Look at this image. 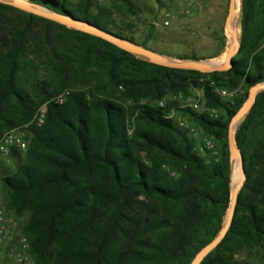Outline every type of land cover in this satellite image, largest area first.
Listing matches in <instances>:
<instances>
[{
	"label": "trees",
	"instance_id": "1",
	"mask_svg": "<svg viewBox=\"0 0 264 264\" xmlns=\"http://www.w3.org/2000/svg\"><path fill=\"white\" fill-rule=\"evenodd\" d=\"M27 1L137 43L95 0ZM118 1L125 15L138 14V0ZM239 1V52L231 69L212 73L158 66L23 13L24 24L3 39L0 51V137L20 130L26 148L9 150L15 169L1 177L0 187L4 210L21 221L34 264H189L220 232L234 166L229 124L249 89L264 82V0ZM4 10L16 9L0 3V22ZM34 21L45 28L31 37ZM50 27L59 31L51 34ZM153 29L137 44L147 47ZM220 39L224 44L226 36ZM238 87L242 93L233 99L216 91ZM193 89L216 116L177 100L158 105L169 95L188 98ZM179 113L214 137L217 158L195 150L197 141L176 123ZM234 137L246 180L230 229L200 264H240L236 255L243 250L264 258V91Z\"/></svg>",
	"mask_w": 264,
	"mask_h": 264
},
{
	"label": "rangeland",
	"instance_id": "2",
	"mask_svg": "<svg viewBox=\"0 0 264 264\" xmlns=\"http://www.w3.org/2000/svg\"><path fill=\"white\" fill-rule=\"evenodd\" d=\"M95 2L107 8L119 27L137 43L145 40L150 25H153L151 39L147 41L146 46L156 52L172 55L171 57L193 54L198 58L206 59L223 51L221 56L201 61L217 64L224 62L225 52L231 41L229 32L224 28L229 0H206L197 4L200 8L191 7L188 14L181 13L183 7L178 0H159V2L156 0H138L139 12L136 16L125 15L118 0H95ZM239 6L240 1L238 0L235 23L240 34ZM164 11L170 12V24L168 26L163 25ZM23 13L25 12L18 9L4 10V19L0 22V51L3 50V39L9 37L15 27L24 24L25 16ZM44 28V22L34 21L30 31L31 37L40 36ZM49 31L51 34H56L59 30L50 27ZM223 34L226 36L224 44L220 39ZM39 75L43 76V72L39 71ZM202 94L200 89H193L188 98L190 100L202 98ZM176 117V120L183 118L180 113ZM17 131L22 133L20 130ZM14 169L15 162L8 155L0 156V179ZM238 180L237 162L235 161L232 173L233 187L238 183ZM0 208H5L1 187ZM236 259L240 264H264V258L258 251L254 250L240 251L236 255Z\"/></svg>",
	"mask_w": 264,
	"mask_h": 264
},
{
	"label": "water",
	"instance_id": "3",
	"mask_svg": "<svg viewBox=\"0 0 264 264\" xmlns=\"http://www.w3.org/2000/svg\"><path fill=\"white\" fill-rule=\"evenodd\" d=\"M0 3L9 5L15 9L23 11L25 13L33 14L35 16L41 17L46 20H50L68 29L80 31L98 38H101L114 46L136 56L137 58L148 61L149 63L179 70H194L201 73H212V72H223L232 68L233 58L237 55L240 49V34L238 33V28L232 26V18L235 11V0H229L228 11L224 22V28L227 30L231 36L230 44L225 52L224 62L222 65L208 64V62H203L201 60H179L173 59L159 52H156L148 47L141 46L135 42L124 39L122 37L115 36L110 32L104 31L101 28L75 18L71 15H65L63 13L51 11L41 5L31 3L27 0H0ZM264 91V82H261L248 91V97L245 103L237 111L230 121L228 128V148L231 163L233 160H237V169L239 180L238 183L232 186V169L230 175V203L229 208L225 217V221L222 229L216 235V237L211 240L207 245L200 249L189 264H200L203 259L214 250L220 242L225 237L226 233L231 227V223L234 217L235 208L238 201L239 193L245 183L246 174L243 166V158L240 150L237 148L235 143V130L243 118L248 114L250 109L254 104L256 95Z\"/></svg>",
	"mask_w": 264,
	"mask_h": 264
},
{
	"label": "built area",
	"instance_id": "4",
	"mask_svg": "<svg viewBox=\"0 0 264 264\" xmlns=\"http://www.w3.org/2000/svg\"><path fill=\"white\" fill-rule=\"evenodd\" d=\"M182 4L183 9L181 13L188 14L190 8L195 4H199L206 0H178ZM165 18L163 25L168 26L170 24V12L164 11ZM218 95L224 99H233L239 97L242 93V88L238 87L233 90L225 88H218ZM67 91L59 94L55 97V101L61 103ZM166 100H177L181 102L182 108L189 107L197 112H207L213 116L217 115L215 110L208 109L204 106L202 98L190 100L189 98H183L181 94L174 96L169 95L166 99L158 102L159 106H163ZM46 112V106L42 105L38 108L35 121L38 125L44 122ZM174 112L169 114V117H173ZM176 123L179 128L185 130L189 136L197 141L195 150L201 155H209L213 158H217L219 155V148L216 140L212 136L204 134L203 130L194 126L184 118H178ZM11 148L24 150L26 148V142L23 139L22 133L17 130H12L4 133L0 137V156H6ZM0 264H34L29 254V243L27 239L21 233L20 221L15 219L3 208H0Z\"/></svg>",
	"mask_w": 264,
	"mask_h": 264
},
{
	"label": "bare ground",
	"instance_id": "5",
	"mask_svg": "<svg viewBox=\"0 0 264 264\" xmlns=\"http://www.w3.org/2000/svg\"><path fill=\"white\" fill-rule=\"evenodd\" d=\"M237 1L238 0H235V11H234L233 18H232V26L238 28V26H236V23H235V15H236V11H237ZM238 33H239V28H238ZM230 38H231V36H230ZM221 63H223V62H221ZM208 64L222 65V64L212 63V62H208ZM235 161L237 162V160L235 159V160H233V164Z\"/></svg>",
	"mask_w": 264,
	"mask_h": 264
},
{
	"label": "crops",
	"instance_id": "6",
	"mask_svg": "<svg viewBox=\"0 0 264 264\" xmlns=\"http://www.w3.org/2000/svg\"><path fill=\"white\" fill-rule=\"evenodd\" d=\"M193 7L200 8V6H198L197 4L193 5ZM222 54H223V51H221L220 53H217L216 55H213V56H211L209 58H206V59L207 60L214 59V58H216L218 56H221ZM168 56L171 57L172 55H168ZM171 58H175V56L174 57H171Z\"/></svg>",
	"mask_w": 264,
	"mask_h": 264
}]
</instances>
